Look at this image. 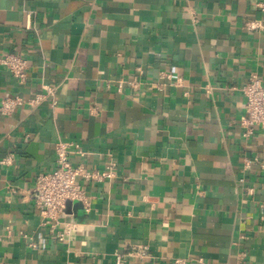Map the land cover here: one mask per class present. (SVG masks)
<instances>
[{
    "label": "crops",
    "instance_id": "obj_1",
    "mask_svg": "<svg viewBox=\"0 0 264 264\" xmlns=\"http://www.w3.org/2000/svg\"><path fill=\"white\" fill-rule=\"evenodd\" d=\"M9 53L29 69L0 67V107L24 101L0 112V264H264V129L241 124L264 0H0ZM58 141L116 170L49 221L32 192Z\"/></svg>",
    "mask_w": 264,
    "mask_h": 264
},
{
    "label": "built area",
    "instance_id": "obj_2",
    "mask_svg": "<svg viewBox=\"0 0 264 264\" xmlns=\"http://www.w3.org/2000/svg\"><path fill=\"white\" fill-rule=\"evenodd\" d=\"M6 67L7 71L21 82L26 81L29 69L28 60L19 54L9 53L0 57V67ZM169 77V75H168ZM170 78V77H169ZM122 85L118 86L121 90ZM246 98L245 117L242 126L245 127V135L252 134L256 127L264 129V82L257 75H252L249 81L242 87ZM56 88L47 87L45 94L36 96L33 102H40L44 99L51 100L52 105H56ZM31 101V103H32ZM19 96L6 97L2 101L0 112L10 114L17 106L23 103ZM57 156V167L52 171L40 172L36 177V185L32 192L35 207L39 213L49 221H58L64 215L67 201L82 200L84 192L79 184V179L88 182H102L106 178L115 175L114 162L108 163L103 169H86L85 163L78 165L71 160L73 154L85 156L87 153L81 148L80 144L73 141H58L55 145ZM10 159H7L9 161ZM74 223H68L67 231L75 228ZM60 239L63 234H60ZM146 253V248L141 254ZM243 258L246 254L244 253ZM117 264H123V257H117ZM175 264H189L185 259H176ZM240 264H246L245 259Z\"/></svg>",
    "mask_w": 264,
    "mask_h": 264
},
{
    "label": "water",
    "instance_id": "obj_3",
    "mask_svg": "<svg viewBox=\"0 0 264 264\" xmlns=\"http://www.w3.org/2000/svg\"><path fill=\"white\" fill-rule=\"evenodd\" d=\"M71 202H73V201H67V204H66L67 211H68V208H69V205L71 204Z\"/></svg>",
    "mask_w": 264,
    "mask_h": 264
}]
</instances>
